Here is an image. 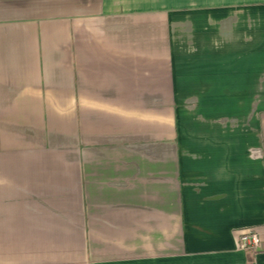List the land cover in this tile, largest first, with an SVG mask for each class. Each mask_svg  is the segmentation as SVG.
I'll use <instances>...</instances> for the list:
<instances>
[{
    "label": "crops",
    "instance_id": "crops-1",
    "mask_svg": "<svg viewBox=\"0 0 264 264\" xmlns=\"http://www.w3.org/2000/svg\"><path fill=\"white\" fill-rule=\"evenodd\" d=\"M0 264H264V0H0Z\"/></svg>",
    "mask_w": 264,
    "mask_h": 264
},
{
    "label": "built area",
    "instance_id": "built-area-1",
    "mask_svg": "<svg viewBox=\"0 0 264 264\" xmlns=\"http://www.w3.org/2000/svg\"><path fill=\"white\" fill-rule=\"evenodd\" d=\"M259 244V235L253 230L246 231L238 240V248L246 253H256Z\"/></svg>",
    "mask_w": 264,
    "mask_h": 264
}]
</instances>
